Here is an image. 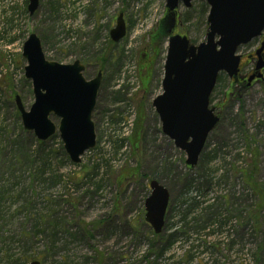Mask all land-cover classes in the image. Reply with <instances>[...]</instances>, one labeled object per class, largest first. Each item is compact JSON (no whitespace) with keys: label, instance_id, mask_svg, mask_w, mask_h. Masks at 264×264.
<instances>
[{"label":"rangeland","instance_id":"obj_1","mask_svg":"<svg viewBox=\"0 0 264 264\" xmlns=\"http://www.w3.org/2000/svg\"><path fill=\"white\" fill-rule=\"evenodd\" d=\"M28 5L0 0V264H264V80L236 86L224 75L212 95L220 123L190 168L153 107L163 93L168 38L151 81L142 55L167 0H40L33 16ZM199 12L198 1L190 10L181 4L173 34L204 43ZM120 14L126 35L115 43L110 32ZM184 18L191 20L182 25ZM33 33L47 60L80 61L88 81L103 74L93 113L97 145L80 164L59 133L42 143L23 128L16 97L26 110L35 101L23 58ZM259 45L239 50L244 74L255 68L246 58ZM140 109L136 150L127 139ZM154 180L170 193L159 236L145 220Z\"/></svg>","mask_w":264,"mask_h":264},{"label":"water","instance_id":"obj_2","mask_svg":"<svg viewBox=\"0 0 264 264\" xmlns=\"http://www.w3.org/2000/svg\"><path fill=\"white\" fill-rule=\"evenodd\" d=\"M194 1L167 0V14L162 21L164 33L169 36L163 93L153 102L163 134L187 154L186 165L190 168L198 165L210 134L220 123L216 108L211 106L219 76L227 75L235 84L241 71L239 50L264 35V0H197L208 5L209 13L206 41L195 45L187 36L173 34L181 4L191 9ZM39 5L40 0H29L30 16ZM125 35L126 22L120 14L110 37L118 43ZM263 51L264 44L256 52V74L249 82L264 79ZM23 58L27 63L25 77L32 82L35 97L29 110L16 97L24 130L33 133L40 142L59 133L71 162L80 164L82 156L97 145L93 113L103 83L102 72L88 81L80 61L63 65L47 60L42 41L35 33L23 46ZM54 116L60 119L58 126L52 121ZM150 190L145 220L155 235H161L170 193L155 180L151 181Z\"/></svg>","mask_w":264,"mask_h":264},{"label":"trees","instance_id":"obj_3","mask_svg":"<svg viewBox=\"0 0 264 264\" xmlns=\"http://www.w3.org/2000/svg\"><path fill=\"white\" fill-rule=\"evenodd\" d=\"M198 3L200 5L199 19L201 21V19L203 18L202 23L206 24V26H207V21H205V17L207 16V14L209 12V7L206 3H202V2H198ZM190 20L191 19H189V18H184L181 23H182V25H184L185 23H189ZM206 28L208 29V26ZM159 29H160L159 32H157L156 34H154L150 37V41H149L148 45L146 46L145 52H143V54H142V55L146 54V56H143V57H145L147 59L151 58V62H149L147 59H146V61H144L145 64H147V65L151 64L149 67L147 66L148 71L146 74L149 81H151L152 77H153L152 71H153V67L155 66V60H157V58L159 56L158 53L159 52L161 53L160 47H161L162 43L165 41V39L168 38V35H166L164 33V26L163 25L160 26ZM139 65H141V62L139 63ZM223 77H224V74H221L219 76L217 85L220 82H222V80L224 79ZM148 83H150V82H148ZM212 102H213V97L211 98V103ZM144 125H145V115L143 114V111L140 109V110H138L135 122L133 123L132 133H131L130 137L127 139V141L136 150H137V148H139V146L142 142V138H143V134H144ZM251 181H252L251 185H252L253 189L260 191L261 187L258 186L257 184H255V182L252 179H251Z\"/></svg>","mask_w":264,"mask_h":264},{"label":"flooded vegetation","instance_id":"obj_4","mask_svg":"<svg viewBox=\"0 0 264 264\" xmlns=\"http://www.w3.org/2000/svg\"><path fill=\"white\" fill-rule=\"evenodd\" d=\"M264 44V37L262 39H260V45H259V48H261ZM262 56H264V51L263 53L261 54ZM248 60V64H252L253 62H256L257 61V57L255 55V53H251V54H248L247 55V58H246V61ZM242 62H243V59H242ZM242 62H241V71H240V76H239V80L235 83L236 86L239 84L240 86H252L254 83L258 82V81H261V80H258V79H255L254 81L252 82H249V79L256 74V67L249 73L247 74H244L243 73V67H242Z\"/></svg>","mask_w":264,"mask_h":264}]
</instances>
